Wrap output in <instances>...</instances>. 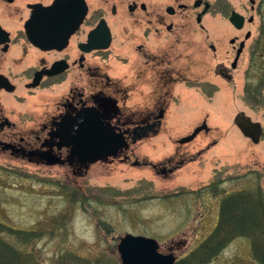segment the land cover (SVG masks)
<instances>
[{
    "label": "rangeland",
    "instance_id": "rangeland-1",
    "mask_svg": "<svg viewBox=\"0 0 264 264\" xmlns=\"http://www.w3.org/2000/svg\"><path fill=\"white\" fill-rule=\"evenodd\" d=\"M230 14V10H214L205 20L225 60H233L230 39L236 30ZM141 25L128 16L126 33L138 32ZM251 27L256 35L264 28V10ZM126 33L117 35L113 50L119 54L113 52L111 65L131 89L129 104L138 105L145 91L137 86L136 42L123 40ZM190 39L197 42L205 37L194 30ZM188 50L184 44L177 45V57ZM207 58L202 78L209 84L206 91L189 88L179 79L159 134L137 147L140 161L186 158L188 163L173 174L115 159L97 162L87 174L78 175L61 165H43L0 150V222L43 234L18 244L19 250L33 256L37 264H121L118 243L129 232L155 238L162 252H175L179 260L215 230L223 200L232 193L253 191L264 206V137L252 141L235 122L244 111L264 129V104L251 99L247 90L252 82L262 88L264 98V70L259 68L263 64L256 63L248 77L244 61L236 79L229 80L216 74L220 63L208 48ZM204 118L210 132L180 144L178 139L191 134ZM0 235L14 241L6 231ZM208 264L264 263L255 257L252 240L238 236Z\"/></svg>",
    "mask_w": 264,
    "mask_h": 264
},
{
    "label": "flooded vegetation",
    "instance_id": "flooded-vegetation-1",
    "mask_svg": "<svg viewBox=\"0 0 264 264\" xmlns=\"http://www.w3.org/2000/svg\"><path fill=\"white\" fill-rule=\"evenodd\" d=\"M214 10L244 16L243 23L231 22L233 60L220 58L210 38L205 20ZM260 10L264 0H0V150L85 175L95 165L86 167L80 160L90 148L85 128L111 126L125 146L109 160L173 174L188 163L186 158L140 161L138 144L159 134L179 79L206 91L207 48L220 63L216 74L226 79H236L244 61L248 77L256 63L264 70V28L256 35L251 27ZM128 16L141 21L138 32L126 33ZM194 30L205 40H191ZM119 32L126 33L123 40L136 42L137 86L145 91L138 105L129 104L131 89L111 65ZM179 44L190 50L177 57ZM120 49L126 52L124 44ZM252 85L250 98L264 104L262 88ZM53 160L59 163L50 164Z\"/></svg>",
    "mask_w": 264,
    "mask_h": 264
},
{
    "label": "trees",
    "instance_id": "trees-1",
    "mask_svg": "<svg viewBox=\"0 0 264 264\" xmlns=\"http://www.w3.org/2000/svg\"><path fill=\"white\" fill-rule=\"evenodd\" d=\"M0 231L14 236L11 241L0 235V264H37L33 256L18 249V244L40 238L41 232L17 229L2 222ZM238 236L252 240L255 257L264 263V206L260 196L253 191H241L226 197L215 230L176 264H208Z\"/></svg>",
    "mask_w": 264,
    "mask_h": 264
},
{
    "label": "water",
    "instance_id": "water-1",
    "mask_svg": "<svg viewBox=\"0 0 264 264\" xmlns=\"http://www.w3.org/2000/svg\"><path fill=\"white\" fill-rule=\"evenodd\" d=\"M230 20L234 24L243 23L244 16L234 11ZM236 123L246 135L253 137L255 142L259 141L262 132L260 122H255L245 112H240L236 116ZM205 128L208 129L206 122L191 135L182 138L180 142L186 143L193 140ZM82 129L83 127L81 132ZM90 130L89 136L85 130L86 142H90V148L87 147L80 158L82 162L86 163V167L92 162L107 160L110 156H116L118 151L125 146L123 136L118 134L114 127L95 125V127L90 126ZM52 163H56V161L54 160ZM118 251L122 259L121 264H175L177 260L174 253H163L155 238L132 233H127L120 238Z\"/></svg>",
    "mask_w": 264,
    "mask_h": 264
}]
</instances>
